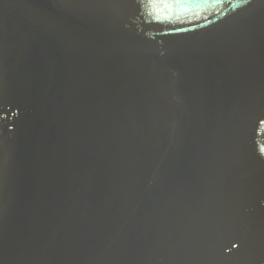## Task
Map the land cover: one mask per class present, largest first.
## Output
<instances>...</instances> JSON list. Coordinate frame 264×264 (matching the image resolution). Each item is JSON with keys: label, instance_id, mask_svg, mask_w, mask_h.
I'll return each instance as SVG.
<instances>
[{"label": "water", "instance_id": "obj_1", "mask_svg": "<svg viewBox=\"0 0 264 264\" xmlns=\"http://www.w3.org/2000/svg\"><path fill=\"white\" fill-rule=\"evenodd\" d=\"M0 264H264V0H0Z\"/></svg>", "mask_w": 264, "mask_h": 264}]
</instances>
